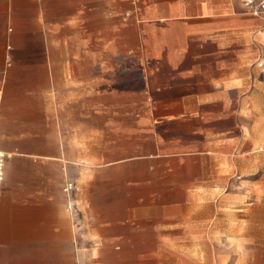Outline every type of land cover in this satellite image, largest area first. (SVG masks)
Wrapping results in <instances>:
<instances>
[{"label": "crops", "instance_id": "1", "mask_svg": "<svg viewBox=\"0 0 264 264\" xmlns=\"http://www.w3.org/2000/svg\"><path fill=\"white\" fill-rule=\"evenodd\" d=\"M262 2L0 0V264H264Z\"/></svg>", "mask_w": 264, "mask_h": 264}, {"label": "built area", "instance_id": "2", "mask_svg": "<svg viewBox=\"0 0 264 264\" xmlns=\"http://www.w3.org/2000/svg\"><path fill=\"white\" fill-rule=\"evenodd\" d=\"M4 164H5V155L0 151V183L3 181V177H4ZM70 188L71 185L66 184L64 190L68 191Z\"/></svg>", "mask_w": 264, "mask_h": 264}, {"label": "rangeland", "instance_id": "3", "mask_svg": "<svg viewBox=\"0 0 264 264\" xmlns=\"http://www.w3.org/2000/svg\"><path fill=\"white\" fill-rule=\"evenodd\" d=\"M260 8L264 9V2L259 4Z\"/></svg>", "mask_w": 264, "mask_h": 264}]
</instances>
